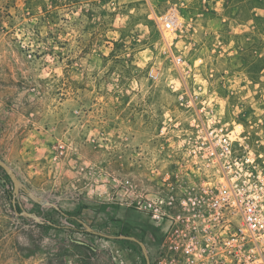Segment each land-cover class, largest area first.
<instances>
[{"label": "rangeland", "instance_id": "rangeland-1", "mask_svg": "<svg viewBox=\"0 0 264 264\" xmlns=\"http://www.w3.org/2000/svg\"><path fill=\"white\" fill-rule=\"evenodd\" d=\"M262 5L80 0L48 16L39 0H0V159L22 184L0 167V264H146L121 237L147 245L142 232L161 229L129 208L127 182L172 169L184 92L210 97L264 153V39L235 28ZM173 6L195 28L183 37L162 28ZM171 49L203 65L188 77Z\"/></svg>", "mask_w": 264, "mask_h": 264}, {"label": "built area", "instance_id": "built-area-1", "mask_svg": "<svg viewBox=\"0 0 264 264\" xmlns=\"http://www.w3.org/2000/svg\"><path fill=\"white\" fill-rule=\"evenodd\" d=\"M182 20L177 6L160 18L165 32L181 37L195 30ZM171 52L188 77L203 65V59L190 64L182 50ZM179 101L191 119L187 128L175 127L172 169L149 186L127 182L129 208L161 229L142 232L151 242L150 264H264V153L248 141L245 126L228 121L207 95L187 91Z\"/></svg>", "mask_w": 264, "mask_h": 264}, {"label": "crops", "instance_id": "crops-1", "mask_svg": "<svg viewBox=\"0 0 264 264\" xmlns=\"http://www.w3.org/2000/svg\"><path fill=\"white\" fill-rule=\"evenodd\" d=\"M218 5L222 4L226 1V0H216ZM263 2V5L261 7H255L252 15L250 16L249 19H245L244 21H237L235 22V28L237 29V32H240L239 34L241 36H247L249 34L250 39L256 42V40H258L259 38L264 39V0H260ZM209 21H213L211 19H213L212 17H208ZM218 20H220L219 25L223 26L224 28L229 26L228 25V19L226 17H219L217 18ZM249 32V33H248ZM237 34V33H236ZM238 49L240 51H245V49L243 47H238ZM132 218H134L133 215H131ZM141 217V216H140ZM139 217V218H140Z\"/></svg>", "mask_w": 264, "mask_h": 264}, {"label": "water", "instance_id": "water-1", "mask_svg": "<svg viewBox=\"0 0 264 264\" xmlns=\"http://www.w3.org/2000/svg\"><path fill=\"white\" fill-rule=\"evenodd\" d=\"M0 167L3 168L7 172V174L10 176V178L12 179V181L14 182V185H15V193L19 194L20 190L22 189V184H21L20 180L18 179V176L16 175L15 171L6 162H4L1 159H0ZM26 191L31 195V193H30V191L28 189H26ZM24 214L26 216H31L29 213H24ZM88 231L92 232L93 229L88 227ZM121 238L124 239V240H131V241H134V242H138L139 245L141 246L143 252H144V255L146 257L147 263L150 264V256H149L148 248H147L145 243L137 240L134 237L122 236Z\"/></svg>", "mask_w": 264, "mask_h": 264}, {"label": "trees", "instance_id": "trees-1", "mask_svg": "<svg viewBox=\"0 0 264 264\" xmlns=\"http://www.w3.org/2000/svg\"><path fill=\"white\" fill-rule=\"evenodd\" d=\"M33 0H28V3H32ZM41 3H43L44 6V12L48 16H52L54 14L59 13L61 10L63 11H74L76 9V6H78V2L80 0H39ZM30 9H32V6H30ZM90 233V232H88ZM93 233V232H91Z\"/></svg>", "mask_w": 264, "mask_h": 264}]
</instances>
